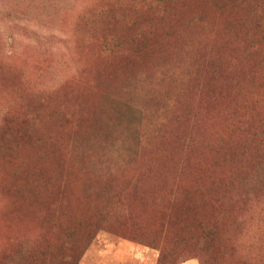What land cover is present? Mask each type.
I'll use <instances>...</instances> for the list:
<instances>
[{
  "label": "rangeland",
  "instance_id": "1",
  "mask_svg": "<svg viewBox=\"0 0 264 264\" xmlns=\"http://www.w3.org/2000/svg\"><path fill=\"white\" fill-rule=\"evenodd\" d=\"M202 262L264 264V0H0V264Z\"/></svg>",
  "mask_w": 264,
  "mask_h": 264
},
{
  "label": "trees",
  "instance_id": "2",
  "mask_svg": "<svg viewBox=\"0 0 264 264\" xmlns=\"http://www.w3.org/2000/svg\"><path fill=\"white\" fill-rule=\"evenodd\" d=\"M67 10V6L65 7L60 6V7H56V13L58 12H65ZM181 51L178 48H175L174 51L169 55L172 59V62H175L181 55ZM222 72V71H221ZM221 75L223 76V73H221ZM224 78V77H223ZM226 86L227 84H223V80L220 83L217 84H207V86L205 88H203V91L200 94V101L204 102L205 100L208 101L209 98L211 96H220L224 93V91H226ZM204 262V261H203ZM202 262V264H203ZM179 263H182L179 262ZM177 264V263H175Z\"/></svg>",
  "mask_w": 264,
  "mask_h": 264
}]
</instances>
